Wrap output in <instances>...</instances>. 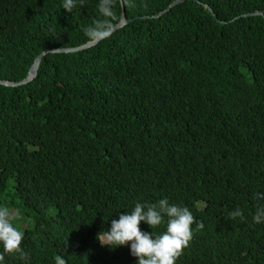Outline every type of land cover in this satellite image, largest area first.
Instances as JSON below:
<instances>
[{
  "label": "trees",
  "instance_id": "trees-1",
  "mask_svg": "<svg viewBox=\"0 0 264 264\" xmlns=\"http://www.w3.org/2000/svg\"><path fill=\"white\" fill-rule=\"evenodd\" d=\"M175 1L116 0L115 26L122 8L132 22L89 49L47 54L26 85L0 86V207L15 210L28 264H137L130 244L96 237L162 198L204 225L176 264H264V223L252 221L264 203V18L242 17L264 14V0L166 11ZM63 2L0 0V81L25 79L46 50L93 41L84 29L99 0L72 12ZM236 207L243 222L228 218ZM166 221L140 229L160 234Z\"/></svg>",
  "mask_w": 264,
  "mask_h": 264
},
{
  "label": "clouds",
  "instance_id": "clouds-1",
  "mask_svg": "<svg viewBox=\"0 0 264 264\" xmlns=\"http://www.w3.org/2000/svg\"><path fill=\"white\" fill-rule=\"evenodd\" d=\"M115 3L116 0H99L100 18L84 29L90 40L102 42L113 35L115 22L118 21ZM75 5L76 0H64L62 8L72 12ZM255 199L264 201V194L256 193ZM165 217L166 230L163 233L141 231V222L154 229L165 223ZM13 218L8 208L0 207V244L4 249L0 253V262L5 260V254H16L24 264H28L31 257L21 246L24 237L13 225ZM228 218H239L242 222L246 219L240 207L229 212ZM252 221L255 224L264 223V203L257 204ZM194 224L197 231L204 227L187 207L172 204L167 198H162L155 203H136L130 213L119 215L118 220L113 219L111 229L98 233L96 238L101 246L113 249L130 244V254L137 258V264H176L193 239ZM56 264H66V261L57 257Z\"/></svg>",
  "mask_w": 264,
  "mask_h": 264
},
{
  "label": "water",
  "instance_id": "water-1",
  "mask_svg": "<svg viewBox=\"0 0 264 264\" xmlns=\"http://www.w3.org/2000/svg\"><path fill=\"white\" fill-rule=\"evenodd\" d=\"M183 2H185V0H177V1H175L172 5H170L166 9V11H169L172 7H174V6L178 5V4H181ZM122 6H123V4H122ZM204 8L207 9L208 12L213 17H215L213 11L208 6L204 5ZM160 15H162V13H160L159 16ZM159 16H156L155 18H157ZM251 16H261V17L264 18V14L262 12H255L253 14H246V15H243L242 17L243 18H246V17H251ZM136 19H138V18H136ZM130 22H132V20H127L125 18L124 10L122 8V15L120 17L119 22L115 26V30H114L113 33H115L117 30L123 28L124 26H126ZM98 43L99 42H96V41H90V42L86 43L85 45H82V46L76 47V48H69V49H50V50H46L42 54H40L39 56H37L35 58V60H34V62L32 64V66H31V68L29 69V72H28V74H27V76H26L25 79H23L22 81H19V82H15V83L6 82V81H0V86L8 87V88H16V87H20V86H23V85H26V84L32 82L36 78V76H37V72H38V69H39V65H40L43 57L46 56L47 54H61V53L70 54V53H77V52H80V51L89 49V48H91L93 46H96Z\"/></svg>",
  "mask_w": 264,
  "mask_h": 264
},
{
  "label": "rangeland",
  "instance_id": "rangeland-1",
  "mask_svg": "<svg viewBox=\"0 0 264 264\" xmlns=\"http://www.w3.org/2000/svg\"><path fill=\"white\" fill-rule=\"evenodd\" d=\"M8 186H9V187H8L9 190H7L6 194H8V192L11 191V190H10L11 182L9 183ZM9 210H10V212L13 213V216H14V215H15V210H14L13 208H10V207H9ZM15 221H16V222H19L20 224L23 223L24 225H27V223H26L25 221H23L22 219H17V218H15ZM23 224H21V225H23ZM20 229L23 230L24 227H21Z\"/></svg>",
  "mask_w": 264,
  "mask_h": 264
}]
</instances>
